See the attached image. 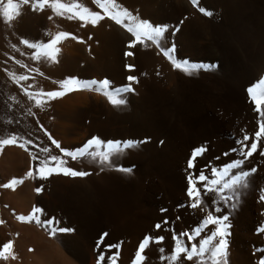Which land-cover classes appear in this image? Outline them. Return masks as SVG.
Instances as JSON below:
<instances>
[{"label": "rangeland", "instance_id": "374dc122", "mask_svg": "<svg viewBox=\"0 0 264 264\" xmlns=\"http://www.w3.org/2000/svg\"><path fill=\"white\" fill-rule=\"evenodd\" d=\"M186 1L189 2V0ZM231 1L234 4L238 3L237 0ZM244 2L246 3V0L241 2V6L239 5L241 10H245ZM188 4L191 6L190 2ZM211 4V0H202L201 6L214 12V15L212 17L203 16L205 23L207 22L206 25L204 23V26L199 25L190 30L189 36L192 38L190 44L175 39L173 35H168L166 42L175 41V55L178 59H186L190 64L214 63L217 64V68L208 71L195 69L191 75H186L179 70L172 69L168 61L158 54L155 46L147 47L169 64L170 74L172 73V78L170 77L169 81L166 80V73L160 71L158 66L153 71V75L157 78L156 84L159 83L158 86H160L158 88L156 85L159 91L151 92V108L153 107L154 110L150 109V112L153 111V113L151 112L152 116L148 113L145 114L146 123L144 126L140 125L139 118L144 115L137 109L138 101L133 96L129 98V102L133 104L129 113L132 110L135 113V118L134 116L132 119L127 118L124 114L115 118L116 112L109 115L112 123L104 129L107 134L103 137L104 139L147 140L146 143H138L135 148L125 150L120 156L121 166L133 167L130 174L114 170H105L101 173L95 165L85 162L82 164L70 163V166L91 170L93 175L83 179L53 176L56 180L53 181L54 188L51 190L45 189V183L40 180L26 178L28 179L26 186L30 192L28 211L33 205L39 206L44 210L42 219L54 216L61 221L60 226L72 227L74 229L72 233L49 238L42 226L35 223L22 224L16 221L13 211L2 206L1 194L9 189H0V219L5 221L3 225H0V232H2V234L0 233V242L11 238L14 245L17 244V247L21 249L20 252L17 250V260L12 262L16 264H95L94 242L100 232L107 231L109 236L106 238V242H120L121 244L117 264H131L138 242L144 234L163 235L165 239L160 244V247L163 248L164 242L170 239V233L152 227L163 218L164 214L159 211L162 207L168 209L166 215L173 222L170 226L174 227L176 232L195 226L194 221L197 220L199 213L175 211L176 204L186 200L184 191L186 188V158L192 148L207 141L210 145L209 151L197 161V169L194 171H198L210 161L213 166L227 162L224 157H220V161L215 160L214 157L220 156V153L226 151L230 145L234 146L233 136H240V128H245L251 134L254 116L246 99L245 88L249 86L250 82H255V77L264 72V13H262L261 26L263 28L261 31L255 30L260 21L257 22L252 15L250 16L247 9L249 7H246L247 11H243L245 14L238 13L241 18L236 14L237 19L234 20L243 27V30L227 32L221 25L227 21L221 18L222 15L218 16L215 12L216 7ZM258 4L264 8V0H258ZM194 10L198 12L196 9ZM168 11L166 8L159 15L163 17V21L169 15ZM40 22L38 21V27L34 29L33 40L48 38L45 36V33H48L45 31L46 23ZM245 23L247 24L245 25ZM116 29L118 37L113 53L116 52L119 60L117 73L111 70L106 71L107 73L95 72L91 62H88L87 58H83V65L87 67L88 74L85 73L86 76L82 79L107 77L114 86H117L124 82L126 75L132 74L126 72L123 67L126 62L134 63V57L126 59L123 56L129 34L119 26ZM21 36L19 33V37ZM143 47L140 46L135 51ZM20 48L27 50L23 46ZM83 49L82 56L86 52L84 46L81 50ZM66 50L62 51L67 52ZM27 51L30 52V50ZM0 60L2 64V59L0 58ZM61 63L59 65L63 68H60L64 69V65ZM1 66L0 69H3ZM7 68L9 69V67ZM0 72H2L0 73L1 79L3 77L6 79L5 73ZM91 93L96 92L92 91ZM97 95L102 96L98 93ZM99 102L101 105L102 101L99 100ZM92 114L98 115L96 111H93ZM59 120L57 122L60 124L62 120ZM63 122L66 123V121ZM50 133H53L55 139H59L63 147L79 146L91 135L86 133L85 128L81 125L72 126L69 131L62 133L64 136L58 132L50 131ZM19 150L22 160H29L27 153ZM2 152H0V156L3 155ZM28 163L22 169L23 171L25 169V172ZM251 164H255L258 171L254 176L252 186L244 193L237 207L232 211L230 222L232 225H242L246 232L245 236L247 234L248 236L257 235L264 243V237L257 234L254 228L261 220H264V217L260 215L264 208L258 203V187H264V159L255 156V159L249 161V166ZM6 181L7 179L0 173V183ZM40 185H43V191L36 194L33 189ZM28 211L15 212L27 214ZM177 215L181 217L180 220L175 219ZM17 225L27 226L34 232L38 241L35 247L27 239L28 234L24 232V229H20ZM234 235L240 237L241 231L239 230V234ZM29 248H32L33 251L29 252ZM255 252L258 251L255 250ZM111 254V251L106 253V255ZM156 254H159L158 250ZM157 261L158 264H163L159 259Z\"/></svg>", "mask_w": 264, "mask_h": 264}, {"label": "snow or ice", "instance_id": "6c2138e0", "mask_svg": "<svg viewBox=\"0 0 264 264\" xmlns=\"http://www.w3.org/2000/svg\"><path fill=\"white\" fill-rule=\"evenodd\" d=\"M193 9H196L204 17H212L214 13L201 6L202 0H189ZM91 4L98 10L85 6L79 0H0V21L7 26H11L22 14L21 9L27 7L33 13H45L50 10L52 15L47 19L52 20L53 16L62 17L68 21H78L80 27L86 25L96 27L101 22L108 20L125 30L129 37L125 44L123 56L133 58L135 49L144 46L158 50L174 70L191 75L195 69L215 70L217 64H190L186 59H178L175 55L176 45L174 42H166L168 35L178 34L183 26L188 22L185 16L174 24L167 22H155L141 18L138 12L129 10L117 0H91ZM45 36H49L45 33ZM71 39L78 43H84V39L70 31H57L50 35L46 40H30L19 37L18 44L30 50L29 59L33 62L45 60L49 63L58 62L60 53L59 45L61 42ZM92 40L91 34L87 37ZM13 52L25 53L17 44L10 45ZM6 60L18 65L23 69V73L17 74L7 67L0 69L8 77V80L16 86L22 97H26L31 105L25 107L20 105L16 96H9L7 109L9 112L19 111V117L13 115L6 123L12 126L11 130L0 136V152L8 147H15L27 153L29 165L27 171L21 177L13 176L5 183H0V189L16 190L18 185L24 183L26 178L47 181L53 176H63L72 179H83L93 175V171L84 170L70 166V163L95 165L99 172L114 170L116 172L130 174L133 167H123L119 163L120 156L127 149H132L138 143L145 141L125 140V139H104L98 135H92L81 145L74 147H63L58 139L40 123L36 109H42L44 105L51 101L59 100L69 94L79 91H94L102 95L113 108L121 111L128 110L129 97H140L137 86L140 81L137 75L128 74L124 77V83L114 86L112 81L107 78L82 79L75 75H68L53 83L58 85L52 90L37 88L35 85V75L44 74L36 67H30L22 60L16 59L7 52L4 54ZM124 69L132 73L136 69L134 63H124ZM144 75V73H141ZM159 76V73H157ZM255 82H250L245 88L246 99L254 116V126L251 134L245 129L240 128V136H233L234 146L230 145L220 156L214 157L220 161V157L226 158L227 162H221L218 166H213L210 161L202 168L197 169V161L209 151V143H204L192 148L185 161V197L183 203H177L175 211H185L191 214L199 213L195 226L187 230L176 232L173 224L166 213L168 209L160 208L163 218L153 224V228L165 233H170L172 246L165 254L163 247L158 248L159 261L163 264H230V239L231 213L237 207L241 197L247 192L254 182V176L258 169L255 164L249 166V161L259 156L264 159V72L254 78ZM32 81V83H26ZM18 105L19 107H14ZM31 118L35 122V128H25L23 132L17 130L21 126V121ZM42 133L46 137L47 144H42L39 135ZM36 194L43 191V185L33 189ZM258 203L264 208V187H258ZM207 201V202H206ZM7 207V205H5ZM16 221L22 224L35 223L42 226L49 238H57L60 234L72 233V227L60 226L61 221L48 216L43 218L44 210L33 205L27 214H17L13 211ZM260 215L264 217V210ZM176 220L181 217L177 215ZM5 223L0 219V225ZM255 232L264 237V220H261L255 228ZM109 236L107 231L99 233L94 242L93 253L95 264H117L120 255V242L108 243L106 238ZM165 237L158 234H144L139 240L135 249L131 264H147L146 250L151 245H160ZM115 250V251H113ZM29 252L33 249L29 248ZM111 255H106L107 252ZM14 250V241L11 238L0 242V264H9V261L17 260ZM257 264H264V251L260 252Z\"/></svg>", "mask_w": 264, "mask_h": 264}, {"label": "bare ground", "instance_id": "6f19581e", "mask_svg": "<svg viewBox=\"0 0 264 264\" xmlns=\"http://www.w3.org/2000/svg\"><path fill=\"white\" fill-rule=\"evenodd\" d=\"M237 1L238 3L235 2L234 4V2L231 0H211L213 6L216 7L215 12H217L218 16L222 15L221 18H223L224 21H227V23L223 22L221 24L222 27L225 28L227 32L233 31V30L234 31L243 30V27L239 25L237 21H234V20L237 19L236 14L244 13L245 10L247 11L248 9L249 10L248 12H250V16L252 15L254 19L257 20V22L260 21V24L258 23L259 25L256 26L257 29L255 30L261 31V29L263 28L261 26L262 25L261 21L263 20L262 13H264V8L260 6L261 4H258V0L257 1L256 0H246V3L244 2L246 6L244 7L243 6L244 3L242 4L245 10L240 9L241 2L245 0H237ZM66 2H70V0H66ZM79 2L84 4L85 6L91 7L93 10H98L95 8L94 5L91 4V0H79ZM117 2L121 3L124 7H127L129 10L134 11V13L138 12L141 18L149 19L150 21L167 22L169 24H174L179 19H182L185 16H187L189 18L188 22L183 26L182 30L178 34L173 35L175 39H178L179 41L181 40L185 41L187 44H190L191 39H192L189 36L190 30L193 27H196V26L198 27L199 25L204 26V23H205L204 17L201 16L198 12H196L193 9V7H191L188 4L189 2H187L186 0H117ZM246 7H249V8L246 9ZM166 8L167 10H169L168 11L169 15L163 21L162 20L163 17H160L159 15L161 14V12L163 13ZM21 12L22 14L20 17H29L31 15L32 17L36 19V21L38 20L39 22L43 21L44 24L46 23L45 31H47L49 34L48 38L50 37V35L55 34V32L57 31H70L73 34L83 38L85 41L82 44L76 41H73L71 39L61 42L59 47L60 49L61 48L62 49L60 50V53L58 54L57 63H49L45 60H41L39 62H33L28 58L29 56L25 52L26 50H23V48L21 51H23L25 55L21 56L20 53L13 52L10 47L11 44H17L18 47H21L18 44L20 30L19 32L17 30L18 28H21V27L18 26L16 22L15 23L13 22V24L9 27L3 24V22L1 21L0 27H2L1 28L2 30L0 32V58L2 59V62L6 60V56L4 54L7 52L9 55L14 56L16 59L22 60L25 64L31 67L39 68V70L44 75L43 76L35 75V85L37 88H43L44 90H52L58 86L53 83L54 81H59L60 79L68 75H75L80 78H83L84 76H86L84 74L87 73V70H86L87 67L83 65L84 64L83 61L85 58L88 59V62L89 61L91 62L92 64L91 66L94 69L92 70L95 72L105 73L106 71L109 72L111 70L112 72L115 71L117 73V71L119 70L118 57L116 55V52L113 53L116 47L118 30L116 29L117 25H115L113 22L105 20L101 22L100 24H98L96 27L86 25L85 27L81 28L80 23L78 21H68L62 17L53 16L52 20H48L47 16L52 15L50 10H46L45 13H33L27 7H23L21 9ZM239 14L237 16L241 18ZM28 21H32V20H28ZM34 21L35 20H33V22ZM236 22L238 25L236 24ZM26 24L29 25V23H26ZM30 24H33V23L30 22ZM34 24L32 26H35ZM246 24L247 23H245V25ZM89 34L92 35L93 37L92 40L87 39ZM83 46L86 52L85 54L83 53L84 55L82 56L81 51H84V49L83 50L81 49ZM62 50H66L67 52L62 51ZM154 52L150 50V48L143 47V48L137 49L135 51L136 54L134 56V64L136 65V69L134 72H132V74L137 75L139 78L140 83L137 86V91L140 93V97H135V96L133 97L137 98L136 99L138 101L137 109L140 110L141 113L144 115L141 118H139V123L141 126H144V124L146 123L145 114L148 113L151 115V112L153 113L154 111L152 109L153 107L151 108V92L158 90L157 86L159 84V83L156 84L157 78L153 75V71L156 69L155 67L158 66L160 71L162 72L164 71V73H166V80L170 81V79L172 78V75H171L172 73L170 74L171 70H170L169 64L165 60L161 59ZM60 62H62L61 64L64 65V69H62L63 66L59 65ZM2 64L0 60V66ZM2 66L1 68H4ZM6 66L9 67V70L14 71L16 73L18 72L17 74L23 73L24 71L18 65L13 64L11 61H8L5 67ZM116 73H114V75H116ZM141 73H144V75H141ZM3 78L2 80L0 76V136L4 135L7 131L11 130L12 128V126L8 125L6 121L10 119L13 115H16L17 117H19V111H17L16 113H12V112H9L7 109L6 105L7 103L10 102L8 100L9 96H13V95L16 96V99L19 101L20 105H24L25 107L31 106L29 102L27 101V98L22 97L19 93V90L16 88V86L12 84L10 80H8V77L6 79L5 77ZM26 83H32V81H28ZM98 99L102 101L101 105ZM152 106L154 105L152 104ZM14 107L18 108L19 106L15 105ZM132 107H133V104L129 102L128 110L121 111L119 109L113 108L111 105L108 104L107 100L104 97L98 96L97 93H91L89 91H85V92L79 91V92L69 94L63 99L51 101L48 104L44 105L42 109L33 108V110L36 111L37 116L40 120V123L43 124L44 127L47 128L49 132L50 131L58 132V133H61V135H63L65 132L69 131L72 126L81 125L82 127L85 128L86 133H90L91 135H98L101 138H103L107 135L104 129L106 128L107 125L112 123L109 115L111 113L116 112L114 114L115 118H118L121 114L126 115V117L127 118L129 117L130 119H132L133 116L135 118V113H133L132 110H131V113H129V109ZM150 109H152L153 111L150 112ZM93 111H96L98 115H93L92 114ZM59 119H61L62 122L66 121V123L63 122V124H61L62 122H60L59 124L57 122V121H60ZM25 128H30V129L35 128V122L30 117L27 118L26 120H22L21 126L17 130L23 132ZM37 135H39L42 144L48 143L46 137H43L42 133H37ZM55 137H56V134H55ZM2 153H3V155H1L2 157L0 156L1 157L0 173L2 174V176L6 178L7 180L13 176L21 177L23 173L25 172V169L24 171L22 169L25 165H27V162H29V160H22L23 158H22L21 151L15 147H8ZM54 180H56L55 177H50L47 181H42L45 183V186H44L45 189L51 190L52 188H54V183H53ZM27 181L28 179H25L24 183L21 185H18L16 190L13 191L9 189L8 191H4L3 194H1L3 207L7 205V207H5L7 210L17 211L19 213L25 210L28 211L27 208H29L28 204L30 202V192H29L28 187L26 186ZM17 227H19L20 229H24V232L28 234L27 239L30 241L31 244H33L32 246L35 247L38 244L36 235L31 229L27 228V226L20 227L19 225H17ZM254 228L256 227L254 226ZM239 230L241 231V236L236 237L234 234H237V233L239 234ZM0 233L2 234V232ZM245 234L246 232L244 231V227L242 225H238V224L232 225L230 249H229L230 264H257V260L259 258L260 252L264 251V247H262V244L264 243H262V241L257 235L248 236L247 234V236H245ZM169 240L170 239H168L167 242H164L165 244L163 245L166 251L165 254L168 253V250L170 249L173 243ZM17 243L19 244V242ZM16 247H17V244L14 245V250L16 253H18V251L21 249L18 247L16 248ZM159 247L160 245L150 246V249L148 250V253H147V257H148L147 264H153V262L155 261L157 262V264L159 263L157 261L159 254H156ZM255 250H257L258 252H255ZM11 262L9 261V264L14 263V262L12 263Z\"/></svg>", "mask_w": 264, "mask_h": 264}, {"label": "crops", "instance_id": "0c3cea01", "mask_svg": "<svg viewBox=\"0 0 264 264\" xmlns=\"http://www.w3.org/2000/svg\"><path fill=\"white\" fill-rule=\"evenodd\" d=\"M32 16L30 15L29 17H20V18H17V21L15 20L14 21V23L16 22L17 24H18V26H20L21 28H18L17 30H18V32H19V30H20V32L19 33H21V35L23 36V37H25V38H27V39H31V40H33L32 38L34 37V29H35V27L37 28V26H38V20L36 21V19L34 18V17H32ZM29 18H31V19H29ZM26 20V21H25ZM28 20H32V21H28ZM33 20H35L34 22H35V24H34V22H33ZM20 24H19V23ZM23 22V23H22ZM29 23V25L28 24H26V23ZM30 22L31 23H33L35 26H32L33 24H30ZM24 24V25H23ZM25 25H26V27H25ZM23 27H25V28H23ZM30 28V29H29ZM32 28V29H31ZM25 29V30H24ZM27 30V31H26ZM22 31V32H21ZM29 31V32H28ZM29 34H28V33ZM25 35V36H24ZM26 53H27V55L29 56V53L30 52H28L27 50L25 51ZM31 67V66H30ZM34 76H35V74H33Z\"/></svg>", "mask_w": 264, "mask_h": 264}]
</instances>
